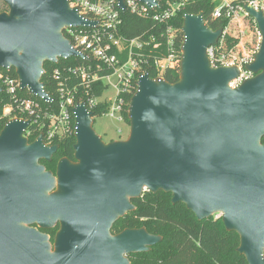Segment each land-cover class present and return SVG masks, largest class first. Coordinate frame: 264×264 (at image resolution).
Wrapping results in <instances>:
<instances>
[{
    "label": "water",
    "instance_id": "95a60500",
    "mask_svg": "<svg viewBox=\"0 0 264 264\" xmlns=\"http://www.w3.org/2000/svg\"><path fill=\"white\" fill-rule=\"evenodd\" d=\"M149 8L154 0H137ZM0 70H14L21 91L52 99L42 82L46 62L90 59L65 37L68 27L95 25L68 0H0ZM119 8L127 14L125 0ZM262 40L253 77L239 87L237 67H211L208 49L222 38L204 14H186L178 82L144 74L129 108L127 140L105 143L93 128L94 113L77 104L76 163L62 159L46 172L59 146L29 144L30 122L9 121L0 134V264H131L128 256L163 241L145 229L111 235L136 210L145 192L172 195L202 222L222 214L240 237L237 252L264 264V14L246 8ZM1 92V89H0ZM63 226L55 252L47 237L25 225Z\"/></svg>",
    "mask_w": 264,
    "mask_h": 264
},
{
    "label": "built area",
    "instance_id": "2783aa9c",
    "mask_svg": "<svg viewBox=\"0 0 264 264\" xmlns=\"http://www.w3.org/2000/svg\"><path fill=\"white\" fill-rule=\"evenodd\" d=\"M154 1L158 5L149 8L137 0H125L127 14L148 19L150 14L155 12L152 15L153 21L163 25V30H160L157 36L126 39L120 33L123 13L119 8L118 0H68L71 9L77 10L79 15L87 21L95 23L87 28L68 27L64 30V35L72 47L86 55L90 61H87L89 65H81L70 71L80 79V87L59 83L57 94L60 100V113L45 114L44 119L49 121V128L43 131L45 128L43 124L35 141L42 138L45 146L53 147L56 141L75 133L76 118L73 110L80 103H85L88 110L93 113L100 104H109L105 116L123 123L122 113L126 99L137 92L140 78L148 74L147 68H153L157 78H164L168 71L178 68L182 51L179 52L176 48V30L171 21L179 12L200 0ZM211 5L209 21L225 22L226 26L222 28L223 35L218 44L208 49V57L214 69L221 67L239 69L240 77L230 84V87L235 89L245 80L253 77L246 71V66L254 59L239 57L240 53L236 55L237 57L234 56L235 49H231L227 41L234 39L239 42L237 46L239 47L249 33L256 34L262 40L257 23L246 8L251 7L256 12L264 14V0H211ZM205 21L209 25V21ZM162 50H166V55L163 57H151L154 52L160 53ZM81 61L86 62V60ZM3 71L0 70V93L7 94L15 101V105L4 107L2 117L7 119V122L11 120L30 122L31 126L36 123V120L32 122L31 118L36 114L38 104L30 100H20L18 93L21 89L18 77L6 75ZM54 76L56 80H59L58 71L54 73ZM99 83L105 87L103 95L99 98H90L94 87ZM79 89L85 92V101L77 103ZM109 90L115 94L112 100L104 99ZM94 118L95 114L93 120ZM72 119H74V126ZM32 134L33 131L29 128L25 137L29 139ZM214 219H222V214H216Z\"/></svg>",
    "mask_w": 264,
    "mask_h": 264
},
{
    "label": "trees",
    "instance_id": "16d2710c",
    "mask_svg": "<svg viewBox=\"0 0 264 264\" xmlns=\"http://www.w3.org/2000/svg\"><path fill=\"white\" fill-rule=\"evenodd\" d=\"M211 10V0H200L179 12L171 21L176 30V48L179 52L182 51L184 44V34L182 32L184 16L186 14L199 15L202 13L205 20L209 21ZM153 14L155 12H152L148 19L140 18L130 13L121 15V35L126 39L157 36L164 27L153 21ZM209 26L213 30H218L224 28L226 23L209 21ZM227 42L229 47H232L238 41L230 39ZM164 55H166V50H162L160 53L154 52L151 57L161 58ZM180 56L178 68L174 71H168L164 75V79L171 84L178 82L180 77L182 53H180ZM81 65H89V63L76 59H61L58 64L45 63V74L42 82L46 85V91L52 99L51 103L38 100L27 91H19L18 97L20 100H30L39 106L36 114L31 118V121L34 122L36 120V123L30 126V131H33L32 136L29 138L30 141L35 142L43 124H45L43 131L49 128V121L44 119L46 113L51 115L60 113V100L57 94L59 83L80 87V79L70 71ZM56 71L59 72V80L55 79L54 73ZM147 71L150 78H157L153 68H147ZM3 73L17 78L14 70L3 71ZM104 91L105 87L99 83L94 87L90 98H99ZM131 99L132 96L126 99L127 102L122 113L123 123L128 126H130L129 108ZM80 101H85V92L82 89H79L77 94V103ZM14 105V100L7 94L0 93V132L8 123V120L2 117L4 107ZM108 109L109 104H100L94 110L95 117L105 116ZM72 123L74 126V119H72ZM262 143L264 144V138ZM75 145L76 137L74 132L60 141H56L54 146H59V150L49 169L55 170L58 161L64 158L73 160ZM133 204L136 210L120 219L115 224L114 229L120 234L127 229L145 228L149 234L162 237L163 241L152 247L149 252L130 255L131 264H248L245 257L237 252L240 247L239 235L234 232H228L223 225L222 219L215 220L213 217L200 222L192 212L187 210L185 205H173L172 195L164 192H158L157 194L145 192L142 198L133 200Z\"/></svg>",
    "mask_w": 264,
    "mask_h": 264
},
{
    "label": "rangeland",
    "instance_id": "374dc122",
    "mask_svg": "<svg viewBox=\"0 0 264 264\" xmlns=\"http://www.w3.org/2000/svg\"><path fill=\"white\" fill-rule=\"evenodd\" d=\"M260 41L261 39L256 34L252 35L249 33L246 39L241 42V46L237 47L239 44V42H237V44L230 48L235 49L236 53L234 56L240 53V55H238L239 57H245L248 60L250 58L254 59L255 54H257L259 51L261 44ZM114 95V92L109 90L104 99L112 100ZM93 128L105 143L127 140L130 135V126H128L126 123H120L116 120H113L108 116L95 117L93 120Z\"/></svg>",
    "mask_w": 264,
    "mask_h": 264
},
{
    "label": "flooded vegetation",
    "instance_id": "af4514ba",
    "mask_svg": "<svg viewBox=\"0 0 264 264\" xmlns=\"http://www.w3.org/2000/svg\"><path fill=\"white\" fill-rule=\"evenodd\" d=\"M6 12H9L8 7L4 3H0V14L6 13ZM1 132H0V134H1ZM27 140H28L29 144H32L33 143L32 141H30V139H27ZM55 155L53 156V160L55 158ZM59 161H58V163H59ZM70 161L73 162V163H76V160H75V152H74L73 160H70ZM52 162L48 163V162H46L44 160H40L39 161V165L40 166H43L46 169V172L52 173L54 176H56L58 163L56 164L55 170H50L49 169V166L52 165ZM114 226H113V228L111 230V235L113 237H115V236H117L119 234L117 232V230L114 229ZM24 228H26L27 230H34L37 233H39V234L47 237V242H48V244L50 245V247L52 249V253L55 252V248H56V244H57L58 238L61 235V232H62V229H63V226L59 222L56 223V224H54V225H51L50 227H47V228H44V227H42L41 225H38V224L25 225ZM129 257L130 256H128V258Z\"/></svg>",
    "mask_w": 264,
    "mask_h": 264
}]
</instances>
